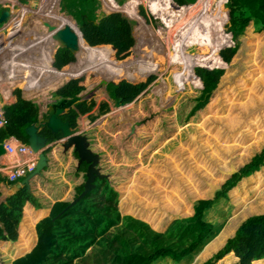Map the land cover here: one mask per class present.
Masks as SVG:
<instances>
[{
	"label": "trees",
	"instance_id": "1",
	"mask_svg": "<svg viewBox=\"0 0 264 264\" xmlns=\"http://www.w3.org/2000/svg\"><path fill=\"white\" fill-rule=\"evenodd\" d=\"M140 1L129 0L123 9L156 41V32L146 27L136 12ZM211 1L205 0L195 17L191 13L199 5L196 0H147L153 18L148 19L158 29L163 24L173 27L190 11L189 23L181 25L179 36L173 35L172 40L173 56L180 53L167 74L178 97L175 105L138 126L131 135L130 125L116 126L118 116L107 117L101 126L83 133L89 148L99 156L95 165L99 173L92 190L81 198L89 201L82 207L71 203L85 189L89 163L80 161L74 146L69 149L57 143L49 147L46 168L48 172L52 168L49 178L56 185L51 189L41 185L46 176L43 171L30 180L29 187H22L0 205L1 264H77L75 259L79 264H152L165 257L184 264L203 249L208 257L195 264H264V179H260L264 174V132L256 139L257 126L248 122L249 135L239 130L238 117L264 109V101L242 102L250 88L261 86L264 90V0H215L212 14ZM38 4L39 0L32 2ZM97 8L82 10V43L111 49L107 61L113 68L150 61L161 74L166 57L139 40L135 22L120 11L97 20ZM139 12L146 16L143 7ZM194 28L197 31L190 34ZM206 28L209 30L190 46L180 44L183 38L190 39ZM10 29L0 33V52L16 38ZM25 47L21 61L28 65ZM49 54L42 58L43 70L38 72L49 74L50 81L56 74L53 85L59 84L64 76L54 72ZM53 57L56 68L71 74L69 82L56 91L64 99L79 94L105 74L65 47L57 46ZM21 65L18 61L15 68ZM155 75L115 73L108 90L113 88L115 97L132 103V117L143 119L159 108L157 96L147 90ZM12 94L15 101L4 107L7 123L0 127V143L10 137L28 142L26 128L38 120L39 106L23 96L19 84ZM95 105L94 100H84L62 116L75 128L79 114ZM101 107L103 113L109 111L107 102ZM193 133L198 138L192 137ZM40 134L49 142L62 135L47 127ZM56 145L61 147L60 157L53 155ZM3 181L0 174V183ZM242 182L245 194L256 188L253 213L242 215L235 225L219 232L215 223L205 219V212L220 197L229 199V193ZM101 212L108 213L100 216ZM112 227H120L115 241L107 235Z\"/></svg>",
	"mask_w": 264,
	"mask_h": 264
},
{
	"label": "rangeland",
	"instance_id": "2",
	"mask_svg": "<svg viewBox=\"0 0 264 264\" xmlns=\"http://www.w3.org/2000/svg\"><path fill=\"white\" fill-rule=\"evenodd\" d=\"M5 1H7V0H5ZM10 1H13L14 3L10 2ZM10 1L7 2L10 4L7 7L12 8V11H13V9H15L16 13H18L19 18L14 20L15 14H13L12 17L10 18V20L8 21V23H6V24H8V26H6L5 29L0 30V33H3V32L5 33L9 30V28H11L10 32L12 31V33H16V38L13 40L15 42L12 41L11 46H10V43H8L7 46L4 48V50L0 52V57H1L0 59H2L0 66H5L6 69L9 68L11 63H17L18 61H20V64H23V65L27 64V63H22V61H21L23 59V58H21V55L23 54V53L21 54V50H22L23 45H24V40H22L21 38H23L25 36H26V38H28V34L24 35V33L28 32V31L30 32L29 35H33L35 38L39 35L37 33L36 27L33 28V23H34L33 21L34 20L37 19L39 21L36 24H34V26L38 25V27H39V25L42 24L43 19L50 20V21L54 20L56 23H58L60 20H65V21H68L71 24H75L77 27H79L80 23L82 21V15H83L82 10L90 11L93 7H95L97 5L99 6L98 0H66V2L64 3V8H62L60 10L59 9L60 0H39V5H37V7L39 6L41 8L40 11L42 13H47V14L46 15L38 14V17H40V18H34L32 20V19H30V17L34 14L33 13V7H36V6L32 5V2L34 0H30L27 4L22 3L23 5H21V2L19 0L17 2L15 0H10ZM99 1H100V4H102V5L104 4V0H99ZM128 1L129 0H113V3H114V6L117 5V7H120L122 9L121 11H122V13H124V15L126 17H128L129 19H131L135 22V24H134L135 25V32H136V36L139 38V40L148 42L151 46L156 48L159 52L164 54L166 57V61L164 63V68L162 70V73L156 74L155 79L147 88V90L149 92H151L157 96V98L159 100V108L161 110H166V108H169L172 103L166 106L165 103H161V100H162L161 97H165L166 99H168L169 97H172L176 101L178 99L177 94L172 92V89H171V86H170V83H169V80L167 77V74H168L170 68L175 63V61L180 57L179 53L177 55L173 56V53H174L173 44H172L173 35L177 36L179 34L178 30H179L180 26L183 25L184 23H185L184 25H187L189 23V21L186 18L188 16H190V11L188 9L186 11V16L182 20L180 19L179 21H177L173 27L169 28L166 26V24H163L162 26L160 25V27L158 29V27L156 25H154V22L152 20H149V19H153V18H152V14H151L148 6H147V0H142L139 3H137L136 4L137 14L140 16V18H142L144 20L146 27L155 31L156 35L158 36V40L155 41L152 37L150 38L147 35L146 32H148V31L144 30L145 26L136 17H132L131 15L129 16L124 11L123 6H125V4ZM186 1L189 2V1H193V0H186ZM204 2H205V0H202V1L198 0L197 4L201 5ZM214 2H215V0H212L210 3L211 14L215 10L216 3H214ZM200 5H198V7L195 9V11L193 13H191V15L194 14L195 17L197 16V14L199 13V10L201 9ZM141 7H143L145 9L146 16H143L140 14L139 10ZM112 8L115 11H117L115 7H112ZM102 12H104L105 14L107 13L106 11H103V9H101L99 7L97 10V18H98L97 20H100V18H102V15H103ZM76 22H77V24H76ZM207 30H209V29L206 28V29L198 32L197 35H195L194 37H192L190 39L183 38L180 41V44L183 47H187L188 45L190 46V44H191L190 42H192L196 37H199L200 35H202V33L207 31ZM41 31L44 32V30H42V29H41ZM195 31H197L196 28H195ZM45 32H46V35L50 36V34L46 30H45ZM214 32L216 34L219 33V31H214ZM190 34H193V33H190ZM47 39H49V37H47ZM15 45H17L21 48L16 49ZM49 46H50L51 50H54L56 43L54 41H51V44H49L48 47ZM7 49H9L8 52H6ZM197 50H198L197 45L192 48V52H194V53ZM5 52H6V58L7 59H5V54H4ZM12 54H13V56H12ZM26 54H27L26 57L25 56L24 57L28 59V53H26ZM108 55L110 56L111 53H108ZM17 58H20V59H17ZM36 61H38V60H36ZM38 62H40V61H38ZM144 65H145V69H147L146 73L149 74L150 72H148V71H152V70L154 72H157L155 69L150 68L147 63H144ZM100 70H104V69L102 68ZM104 71H106V70H104ZM186 72H188V71H186ZM120 73H125V72H120ZM113 74H115V73H113ZM112 75H111V78H112ZM104 76H105V74H104ZM97 81H95V82H97ZM18 84L15 82H11V83H9L8 88L13 89V87L18 85ZM164 85H167V88H164ZM1 86L3 87V85H1ZM10 89H9V91H10ZM167 90H169V92H167ZM49 91H51V89H49ZM165 92H167V93H165ZM242 100H243L242 102H245V103L246 102H252V103L261 104L264 101V90H263V88L261 86L250 88L247 91V93L244 95ZM245 100H247V101H245ZM103 103H101V105ZM128 104H127V106H129V107L132 105V103H128ZM172 106H174V105H172ZM117 109H119V108H117ZM102 113H103V111L100 110V114H99L100 119H102L106 116L105 113H103V115H102ZM238 117L240 118L239 130L243 129L246 131V133H248V130L250 132V129H248L246 127V122H248L249 124L253 123L254 124L253 127L257 126V128L255 129L256 130L255 138L257 139V138L262 137L261 134H263V132H264V109H262V107H260V109L255 110L254 112H250L247 114L241 113L238 115ZM42 121H44V120H42ZM248 135H249V133H248ZM192 137L198 138L196 133H193ZM250 138H252V137H250ZM250 138H248V140H251ZM22 179L23 178H21L20 181ZM260 179L263 181L264 174L260 176ZM238 185L239 186L234 191L229 193V197H230V198L228 197L229 199H227L225 197H220L213 204L212 209L210 208L205 212V215H204L205 219L207 221H212L213 223H215V226L220 228L219 232H221L222 228L224 230L226 227L235 225L242 215L253 213L251 202L254 201L253 198H254V194L256 192V188L253 187L251 189H248L247 193L245 194L246 184L244 182H242L241 185L240 184H238ZM2 186H4V185H2ZM4 188L5 187H0L1 193L4 191ZM8 188H10V187H8ZM13 192L14 191L10 190L8 192L9 196H11ZM95 196L100 197L98 193L95 194ZM3 199H4V197H2V201H3ZM36 200H37V198H36ZM88 202L89 201H87V200L78 199V197H76V199L71 203V205H74L76 203L79 207H82L83 205L88 204ZM90 209H94V208L90 207ZM107 213L108 212H101L100 216H106ZM119 228L120 227H112L110 229V231L107 232L108 237L112 241H115L117 236L120 235ZM204 250L205 249H203L199 252H196L192 257L185 259L184 264H195L197 261H202V258L206 259L209 255V253L206 252L205 253L206 255L205 254L203 255ZM0 261H1V259H0ZM75 262H77V264H79L80 261L78 259H75ZM181 263L182 262L178 263L177 261L173 260L170 257H165V258H158L152 264H181Z\"/></svg>",
	"mask_w": 264,
	"mask_h": 264
},
{
	"label": "crops",
	"instance_id": "3",
	"mask_svg": "<svg viewBox=\"0 0 264 264\" xmlns=\"http://www.w3.org/2000/svg\"><path fill=\"white\" fill-rule=\"evenodd\" d=\"M8 1H10V0H7V1L0 0V8L9 6L10 4L7 3ZM196 1L198 2V0H196ZM10 2H13V1H10ZM22 3L23 2H21V5H23ZM27 3H25V4H27ZM98 4H99L98 8L100 7L101 9H103V11H106L107 12L106 14H109V13L115 11L112 8V7H114L112 0H110V3H109V1L107 3L104 0L103 5L100 4V1L98 0ZM98 8H97V10H98ZM9 9L12 10V8H9ZM59 9L61 10L62 8L59 7ZM40 10H41V8L39 6L33 7V13L34 14L30 17V19L33 20L34 18H40V17H38V14H41V15L47 14V13H42ZM97 10H96V12H97ZM116 10L121 11L122 9L118 8ZM102 13L105 14L104 12H102ZM13 14H15L14 20L19 18L18 13H16L15 9H13L12 15ZM33 22H34L33 28L36 27L37 33L39 35L35 38L33 35H29L30 32L28 31V32L24 33V35L28 34V38H26V36L21 38L22 40H24V44H27V45H23V46H26L25 48H28V52H27L28 53V65H21L20 68H15V63H11L9 68H7V69L5 68V66H0V109L3 112L4 107L6 105H10L15 101L14 96L12 94V89L9 88L10 89V92H9L8 88H4L1 85L8 87L9 83H11V82H15L17 84L19 83V87L20 88L22 87L21 89H22L23 96L26 99L31 100V101L38 104V106H39L38 120L35 123H41L42 120H45L47 118L49 109L50 108L52 109L53 106H59L61 104H64L66 107L67 100L62 98L61 95L57 94L56 91L60 87L65 85L67 82H69V80L71 79V74L69 72H62L54 66L53 54H54L57 46L54 47V50H51V49L49 50L48 45L51 44L52 40L50 39L49 35H46V32H45L46 28L42 24L39 25V27H38V25L34 26V24L39 22L37 19L34 20ZM73 25H75V24H73ZM77 28L79 30V27H77ZM41 29L44 30V32L41 31ZM47 37H49V39H47ZM13 42H15V41H13ZM11 45H12V42L10 43V46ZM15 46H16V49L21 48L17 45H15ZM8 50L9 49H7L6 52H8ZM104 50L111 51V49H104ZM6 52L4 53L5 59H7L6 58ZM49 52H50V54H49L50 57H52L51 58V65L53 68L56 69V71H54V72H56L57 75L62 74L64 76V80L62 79L61 83L55 84V85H53V84L57 81L56 74L54 76V79L50 81V79H49L50 75L49 74H44V72H38L42 69L40 67V64H42V58L44 56H46V54H48ZM108 56L109 55L106 56V60H107ZM35 59L40 61V62L36 61ZM1 60L2 59H0V63H1ZM79 60L82 61L80 58H79ZM82 62H84V61H82ZM106 62H107L106 65H104L102 67L104 70H106L105 76L102 77L97 82L90 84L85 90H83L82 92L79 93V94L83 95V98L81 101L86 100L88 103H90L91 100H94L96 102V106H94V108L91 111L87 112L86 114H79V116L77 117V126L75 127V129H77L81 133H84V132L91 130L93 128H98L99 126H101L105 122L107 117L118 116L120 121H122V122L125 121V120L121 119V117L118 115V113L120 112V109H122V108L117 107V108H119V109H117L115 106V103H114L115 99L118 97H115L113 95V88L108 90V86H109L108 84L111 80V75L113 73L125 72V74H131V72H133V71H141L143 73L147 72V69H145L144 63L129 64V65L120 66L118 68H113V66L108 61H106ZM32 64H36V66H33ZM148 72H150V74H158L157 72H154L153 70L148 71ZM11 76H18V78H14ZM46 81H48L49 83H47ZM46 87H47V89H46ZM164 88H167V85H164ZM49 89H51V91H49ZM55 96H59V98H55ZM161 98H162V102L165 103L166 106L171 104V103H172L171 104V106H172V105H175V103H176V100L173 99L172 97H169L168 99H166L165 97H161ZM81 101H78V102H81ZM78 102H76V103H78ZM103 102L108 103L109 111L107 113H105L106 116L104 118L100 119L99 114H100V110L103 111V109L101 107V103H103ZM75 104H73V107L75 106ZM69 109H70L69 107H66V109H65L66 111L63 114H65ZM166 109H168V108H166ZM157 110H159V108ZM164 111L165 110H162L160 116L162 115V113ZM102 115H103V113H102ZM155 116H159V115H155ZM119 119L115 123L116 126L122 123V122L119 123ZM152 119L153 118H151L150 120H152ZM142 125H144V124H142ZM138 126H136V129L138 128ZM40 129L42 130L43 128H40ZM15 140H18V139L15 137H10V138L5 139V141H9V142L10 141L14 142ZM62 142H63V136L61 135V137L55 138L54 140H52V142H50V143L48 142L47 146L51 147L57 143H62ZM66 148H69V147H66ZM61 154H62L61 147L59 145H56V147L53 150L54 157H60ZM46 156H47V154H46ZM22 160H24V161L29 160L30 165L37 163L36 155H33L31 153H30V155L22 156V157H19L17 155L11 156V155L5 154L3 156H0V168H2L3 170H7L6 167H13V166L17 165L18 163H20V161H22ZM69 165L70 164H68L67 167H69ZM48 166H49V159H48ZM44 168H43V171H45L46 176H45V179L42 180V182H40V183L44 188L51 189L53 186L56 185L55 181L50 180V178H49L50 171L52 170V168H49V172H48L47 168H45V169ZM54 171H56V169H54ZM82 175L83 174L80 172V177H79L80 179L82 178ZM51 176H52V171H51ZM6 181H7V177H6ZM2 185H4V186H2ZM14 185H16V184H10L9 182L8 183L4 182V183L0 184V187L6 188V189L4 188V191L0 195V205L2 202H6L7 198L10 197L8 195L6 197V199H3V201H2V197L5 194H7V190L12 188V186H14ZM8 187H10V188H8ZM13 194L14 193H12V195ZM29 203H31V202H29Z\"/></svg>",
	"mask_w": 264,
	"mask_h": 264
},
{
	"label": "water",
	"instance_id": "4",
	"mask_svg": "<svg viewBox=\"0 0 264 264\" xmlns=\"http://www.w3.org/2000/svg\"><path fill=\"white\" fill-rule=\"evenodd\" d=\"M64 3L65 0H60L59 7L64 8ZM12 13L13 11L8 7L0 8V30L5 29L6 26H8L6 23H8L10 20ZM42 25L46 28L47 32L50 34V39L56 43V46L69 49L78 57V59L80 58L84 62H93L97 70L102 69V67L106 65V56L110 51L84 45L81 41V33L76 25H73L65 20H60L58 23H56L54 20L50 21L46 19L42 20ZM147 64H149V61ZM55 98H59V96H55ZM82 98V94H77L73 97L67 98L66 107H73V104L81 101ZM114 103L116 107L122 108L120 109L118 115L125 121L122 122L119 119V123L122 122L121 124L130 125V131L128 133L129 135L136 131V126L145 124L147 121L153 118L154 115H160L162 112V110L159 108V110L151 112L143 119H135L131 115L130 107L123 102L122 98H116ZM66 107L64 104L53 106L52 109H49L48 116L44 121L41 123L31 124L26 128L28 143L32 152L37 156V163L32 172L24 177L20 183L12 186L11 191H14L13 193H16L24 186L29 187L30 180L34 176L41 174L44 167H48V157L46 156V149L49 147L47 146L48 138L40 134V128L45 127L50 129L54 134L61 133L63 136L64 145L66 147L74 146L75 150L79 154L80 161H87L89 163L87 171L88 178L85 183V189L78 196V199H81L90 190H92L94 181L97 177V174L99 173V170L95 167L99 160V156L89 148L87 137L77 129L73 128L70 125L69 120H65L62 117V114L66 111ZM5 153V146L3 143H0V156H3ZM9 191L10 190L8 189L7 194L3 196L4 199H6V197L9 195Z\"/></svg>",
	"mask_w": 264,
	"mask_h": 264
},
{
	"label": "built area",
	"instance_id": "5",
	"mask_svg": "<svg viewBox=\"0 0 264 264\" xmlns=\"http://www.w3.org/2000/svg\"><path fill=\"white\" fill-rule=\"evenodd\" d=\"M7 123V118L4 114V111L0 109V127L5 126ZM5 146L6 154L11 156H27L31 152V148L28 143L22 142L19 139L15 140L14 142L3 141L2 142ZM30 164L29 160L20 161L17 165H15V170L10 172V176L13 180H17L23 175L26 174L27 170L30 168L28 165Z\"/></svg>",
	"mask_w": 264,
	"mask_h": 264
},
{
	"label": "clouds",
	"instance_id": "6",
	"mask_svg": "<svg viewBox=\"0 0 264 264\" xmlns=\"http://www.w3.org/2000/svg\"><path fill=\"white\" fill-rule=\"evenodd\" d=\"M200 5V4H199ZM115 12V11H114ZM194 32H196L195 31V28H194V30L191 32V33H194ZM49 142V141H48ZM2 143V142H1ZM25 143H28V142H25ZM50 143V142H49ZM63 143V142H62ZM29 144V143H28ZM48 149V148H47ZM46 149V150H47ZM31 154H33V155H35L33 152H32V150H31V152H30ZM30 153H29V155H30ZM6 154V153H5ZM4 154V155H5ZM37 157V156H36ZM35 165L36 164H33V165H28L30 168L27 170V172H26V174L25 175H23L22 177H20L19 179H17V180H13L12 178H11V176H10V172L11 171H13V170H15V166H13V167H6L7 168V170H3L2 168H0V174L2 175V176H4L5 177V181H3V182H1V183H4V182H12V184H17V183H20L21 181H20V179L21 178H24V177H26L30 172H32L33 170H34V168H35ZM46 168V167H45ZM44 168V169H45ZM42 173H43V170H42ZM41 173V174H42ZM6 177H7V181H6ZM0 183V184H1ZM1 262V261H0ZM1 264V263H0Z\"/></svg>",
	"mask_w": 264,
	"mask_h": 264
},
{
	"label": "bare ground",
	"instance_id": "7",
	"mask_svg": "<svg viewBox=\"0 0 264 264\" xmlns=\"http://www.w3.org/2000/svg\"><path fill=\"white\" fill-rule=\"evenodd\" d=\"M110 53H111V51H110ZM179 55H180V53H179ZM148 62V61H147ZM146 62V63H147ZM149 66H150V61H149V64H148ZM150 67H152V66H150ZM10 92V91H9ZM22 162H23V160H22ZM12 188H10L9 190H11Z\"/></svg>",
	"mask_w": 264,
	"mask_h": 264
}]
</instances>
